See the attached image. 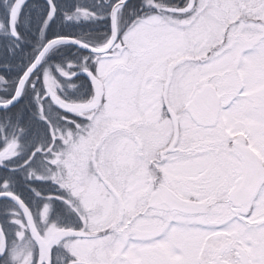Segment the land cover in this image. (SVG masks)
Wrapping results in <instances>:
<instances>
[{
	"label": "snow or ice",
	"instance_id": "6c2138e0",
	"mask_svg": "<svg viewBox=\"0 0 264 264\" xmlns=\"http://www.w3.org/2000/svg\"><path fill=\"white\" fill-rule=\"evenodd\" d=\"M0 264H264V0H0Z\"/></svg>",
	"mask_w": 264,
	"mask_h": 264
}]
</instances>
